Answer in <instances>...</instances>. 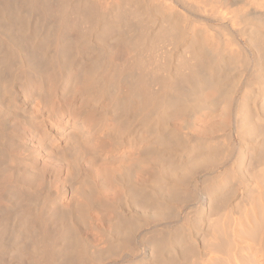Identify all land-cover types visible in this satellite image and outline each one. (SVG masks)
Wrapping results in <instances>:
<instances>
[{
    "label": "rangeland",
    "instance_id": "1",
    "mask_svg": "<svg viewBox=\"0 0 264 264\" xmlns=\"http://www.w3.org/2000/svg\"><path fill=\"white\" fill-rule=\"evenodd\" d=\"M7 1L10 7L15 6L11 7L13 11L8 7L9 15L3 16L0 10V29L3 24L8 28L6 30L3 25L0 30V259L21 264L13 248L17 244H26L33 250L29 259L36 263H78L75 256L81 244L86 248L88 259L85 257L87 263H84L80 258V264H168L166 258L172 253L178 255L195 240L204 255L186 260L181 253L177 264H264V258L260 259L262 256H255L260 251V254L264 253V242L250 233L252 231L240 230L242 227L238 223L244 217L243 211H230L232 203L237 206L240 200L233 199L228 210L211 215L206 211L199 212L201 197L198 195L200 192L206 195L214 178L222 179L225 185L232 182L237 185L245 180L233 167L243 143L241 137L247 134L244 128H248L245 126L247 120L240 115L239 105L251 87L260 89L264 86V0H253L252 10L246 6V2L252 0ZM43 2L52 8L49 18L44 14L46 9L41 10ZM2 3L0 0V9ZM35 4L38 6L33 8ZM88 8L94 14L93 19L81 15ZM76 9H80L79 12ZM60 15L64 24L59 20ZM65 18H69L68 21ZM20 19L23 24L18 23ZM13 20L19 21L14 24ZM20 25L24 30L22 26L19 28ZM104 25L111 27L105 38L99 34ZM35 29L37 37L41 35L39 38L33 34ZM20 54L25 57H19ZM80 60L84 61L83 67L78 63ZM192 72L196 74L185 80L184 76H190ZM256 75L262 76L263 80L250 84L249 80ZM136 79L144 80L151 93L159 98L155 107L148 103L146 109L141 106L140 92L136 89L135 92L129 85ZM85 82L90 91L85 89ZM173 85L182 89L179 94H175ZM73 89L76 92L83 89L82 94L76 97ZM83 96L100 101L101 113L92 109L81 121L78 110ZM263 103L259 100L257 106L263 114L259 126L264 133ZM105 108L106 119L102 121L105 126L94 135L101 141L98 143L99 158L95 160L82 152L83 146L92 145L89 138L81 139L79 142L82 143L76 147L70 140L99 123L98 117ZM24 110L26 116H23ZM151 118L153 123H150ZM155 122L162 137L151 133ZM118 138L125 140L121 147ZM198 145L201 152L198 154H216V159L212 165L200 166L193 176L187 177L185 185L189 196L178 212L156 216L157 207L165 202L156 189L164 190L160 193L171 191L177 176L185 172L182 168L178 175L165 174L166 178L162 180L160 170L165 167L170 170V159L186 161L190 148ZM126 169L133 174L126 175ZM249 171L251 180L246 183L249 188H254L259 182L264 197V165ZM223 190H227L226 187ZM32 212L45 222L35 223V229L47 231L49 228L47 232H53L58 238L56 245H44V249L41 246L44 243L32 242V236L24 233L23 214L35 215ZM62 213L67 223L58 220ZM200 214L204 215L199 217ZM188 220L190 226L183 227ZM63 225L76 229L77 241L71 245L62 234ZM15 229L21 231L17 238ZM168 232L173 236L180 235L183 240L171 247L161 246L160 251H166L160 254L154 244H161L160 240L167 237ZM65 244L73 249L66 248ZM72 251L75 252L73 255ZM51 252L52 259L49 257Z\"/></svg>",
    "mask_w": 264,
    "mask_h": 264
},
{
    "label": "bare ground",
    "instance_id": "2",
    "mask_svg": "<svg viewBox=\"0 0 264 264\" xmlns=\"http://www.w3.org/2000/svg\"><path fill=\"white\" fill-rule=\"evenodd\" d=\"M69 1V0H68ZM98 1V0H97ZM122 1V0H121ZM259 1V0H258ZM262 1V0H261ZM260 1V2H261ZM2 4H3V8H1L0 10H1V14L4 16L5 14H8L7 12L10 10V9H8V7H10L9 6V4H7L8 3V1L7 0H2ZM47 2V1H46ZM89 2V1H88ZM99 2V1H98ZM140 2V1H139ZM142 2V1H141ZM259 2V3H260ZM58 3H59V1H58ZM84 3H86L85 1H84ZM143 3H144V1H143ZM146 3V2H145ZM229 3V2H228ZM231 3V2H230ZM229 3V4H230ZM253 3H254V1L252 0V2H250V1H248V2H246V6L250 9L251 8V10H252V8H254V5H253ZM263 3V2H262ZM137 4V3H136ZM148 4V3H147ZM28 5H30V4H28ZM82 5H84V4H82ZM89 5V4H88ZM124 5V4H123ZM163 5V4H162ZM257 5H259V4H257ZM15 6V5H14ZM14 6H11V7H14ZM38 6V4L36 5H34L33 6V8H35V7H37ZM60 6V5H59ZM74 6V5H73ZM80 6V5H79ZM78 6V7H79ZM95 6V5H94ZM97 6V5H96ZM139 6V5H138ZM164 6V5H163ZM199 6V5H198ZM240 6V5H239ZM263 6V5H262ZM261 6V7H262ZM10 7V8H11ZM25 7V6H24ZM23 7V8H24ZM28 7V6H27ZM26 7V8H27ZM39 7H41V4H40V6ZM38 7V8H39ZM81 7V6H80ZM129 7V6H128ZM132 7V6H131ZM161 7V6H160ZM56 8V7H55ZM75 8V7H74ZM93 8V7H92ZM115 8V7H114ZM125 8V7H124ZM135 8V7H134ZM144 8H146V7H144ZM28 9V8H27ZM37 9V8H36ZM44 9H46V10H44ZM89 9V8H88ZM238 9V8H237ZM256 9H258V8H256ZM21 10V9H20ZM31 10V9H30ZM41 10H44L45 11V15H47V17L48 16H50L52 13H53V11H52V8L49 6V4H47V3H45V2H43V9H41ZM73 10V9H72ZM75 10V9H74ZM77 10V12H79L78 10H80V9H76ZM11 11H13L12 10V8H11ZM90 11V9L88 10V11H83V13L84 14H81L84 18H92L93 19V15H92V13L91 12H89ZM257 11V10H256ZM10 12V11H9ZM43 12V11H42ZM41 12V13H42ZM60 12H62V9L60 10ZM100 12V11H99ZM244 12V11H243ZM28 13V12H27ZM37 13V12H36ZM82 13V12H81ZM232 13V12H231ZM43 14V13H42ZM64 14V13H63ZM77 14V13H76ZM78 14H80V13H78ZM96 14V13H95ZM103 14V13H102ZM117 14V13H116ZM247 14H248V12H247ZM9 15V14H8ZM14 15H17L16 14V12H14ZM44 15V16H45ZM62 15V14H61ZM60 15V17H59V20L61 19V21L63 20L64 21V18H63V16H61ZM148 15V14H147ZM1 16V15H0ZM18 16H19V14H18ZM20 16H21V14H20ZM24 16H26V15H24ZM52 16V15H51ZM78 16V15H77ZM263 16V15H262ZM31 17V16H30ZM46 17V18H47ZM80 17V16H79ZM109 17V16H108ZM251 17V16H250ZM5 18V17H4ZM17 18V17H16ZM29 18V17H28ZM49 18V17H48ZM94 18H96V15L94 16ZM1 19H2V17H1ZM0 19V20H1ZM14 19V18H13ZM21 19H22V17H21ZM21 19H20V21L19 20H17V21H19L18 23L19 24H23V23H21L22 21H21ZM41 19V18H40ZM69 19V18H68ZM68 19L66 20V18H65V20L66 21H68ZM92 19H91V21H92ZM97 19V18H96ZM100 19V18H99ZM111 19V18H110ZM7 20H9V19H6V21ZM23 20H24V18H23ZM26 21H27V18L25 19ZM38 20V19H37ZM84 20V19H83ZM82 20V21H83ZM108 20V19H107ZM106 20V21H107ZM131 20V19H130ZM255 20V19H254ZM4 21V20H3ZM5 21V22H6ZM10 22H12V20H9ZM9 21H8V23H9ZM16 20H15V22H14V20H13V22H14V24H16V22H17ZM25 21V22H26ZM29 21V20H28ZM62 21V22H63ZM77 21V20H76ZM89 21V20H88ZM96 21H98V20H96ZM100 21H102V19H100ZM99 21V22H100ZM114 21V20H113ZM129 21V20H128ZM251 21H252V19H251ZM262 21V20H261ZM29 23V22H28ZM70 23V22H69ZM73 23V22H72ZM92 23H94L93 21H92ZM112 23V22H111ZM236 23V22H235ZM10 24V23H9ZM9 24H7L8 26H9ZM36 24H38V23H36ZM40 24V23H39ZM48 24V23H47ZM63 24H64V22H63ZM96 25H97V23H95ZM108 24H109V22H108ZM120 24V23H119ZM175 24V23H174ZM174 24H173V26H174ZM4 25V28H5V24H3ZM2 25V26H3ZM6 25V26H7ZM13 25V24H12ZM11 25V26H12ZM42 25V24H41ZM74 25V24H73ZM107 25V24H106ZM111 26H112V24H110ZM262 25H264V24H262ZM2 26H1V29H2ZM11 26H9V27H11ZM17 26V25H16ZM22 25H20L19 26V28L21 27ZM33 26H35L34 28H36V25H33ZM66 26V25H65ZM92 26V25H91ZM90 26V27H91ZM98 26H99V24H98ZM109 26V25H108ZM177 26V25H176ZM180 26V25H179ZM179 26L177 27L178 29H180L179 28ZM253 26V25H252ZM39 27V26H38ZM37 27V28H38ZM54 27V26H53ZM68 27H69V25H68ZM99 27H101V25L99 26ZM104 27H105V25H104ZM113 27V26H112ZM190 27V26H189ZM258 27V26H257ZM3 28V29H4ZM22 28H23V26H22ZM30 28H32V27H30ZM95 28V27H94ZM109 28H111V27H105V28H103L102 29V31H99V32H101V33H99V32H97V33H99L101 36H106L107 34H109V33H107L106 31L109 29ZM172 28H174V27H172ZM176 28V27H175ZM259 28V27H258ZM0 29V30H1ZM6 30H8V28H5ZM28 29V28H27ZM26 29V30H27ZM177 29V30H178ZM9 30H10V28H9ZM23 30H24V28H23ZM43 30V29H42ZM133 30V29H132ZM132 30H130V31H132ZM138 30V29H137ZM172 30H174V29H172ZM177 30H174V32H176ZM258 30V29H257ZM32 31V30H31ZM50 31V30H49ZM259 31V30H258ZM27 32V31H26ZM51 32V31H50ZM110 32V31H109ZM113 32V31H112ZM206 32V31H205ZM257 32V31H256ZM7 33V32H6ZM20 33V32H19ZM40 33V32H39ZM42 33V32H41ZM60 33V32H59ZM134 33V32H133ZM132 33V34H133ZM182 33V32H181ZM196 33V32H195ZM34 34V36H36L35 38H39L41 35H39V37H37V34H38V31L35 29V33H33ZM32 34V35H33ZM36 34V35H35ZM52 34H54V33H52ZM56 34V33H55ZM113 34H114V32H113ZM46 35H49V34H46ZM130 35V34H129ZM263 35V34H262ZM30 36V35H29ZM60 36V35H59ZM61 36H64V33L61 35ZM74 36V35H73ZM76 36V35H75ZM108 36V35H107ZM163 36V35H162ZM204 36H205V34H204ZM207 36V35H206ZM5 37V36H4ZM8 37V36H7ZM9 37H10V35H9ZM25 37V36H24ZM27 37V36H26ZM45 37H47L48 38V36H45ZM50 37H52L51 35H50ZM102 37V38H103ZM116 37V36H115ZM179 37V36H178ZM263 37V36H262ZM32 38V37H31ZM34 38V37H33ZM32 38V39H33ZM60 38V37H59ZM105 38V37H104ZM110 38H111V36H110ZM44 39V38H43ZM46 39V38H45ZM61 39V38H60ZM60 39H59V41H60ZM202 39V38H201ZM207 39V38H206ZM42 40V39H41ZM62 40V39H61ZM64 40V39H63ZM70 40V39H69ZM12 41L14 42L15 41V39L13 40L12 39ZM225 41V40H224ZM16 42V41H15ZM14 42V43H15ZM38 42V41H37ZM70 42V41H69ZM68 42V43H69ZM255 42V41H254ZM17 43V42H16ZM43 43H44V41H43ZM75 43H77V42H75ZM131 43V42H130ZM264 43V42H263ZM78 44V43H77ZM114 44V43H113ZM224 44V43H223ZM225 45V44H224ZM258 45H259V43H258ZM260 45H262V44H260ZM1 46V45H0ZM38 46H39V44H38ZM41 46H42V44H41ZM44 46V45H43ZM256 46V45H255ZM263 46V45H262ZM30 47V46H29ZM211 47V46H210ZM226 47V46H225ZM88 48V47H87ZM214 48H215V46H214ZM237 48V47H236ZM263 48V47H262ZM19 49V48H18ZM30 49H31V47H30ZM213 49V48H212ZM261 49V48H260ZM259 49V50H260ZM264 49V48H263ZM263 49H261L262 51H263ZM17 50V49H16ZM14 51V50H13ZM34 51H35V49H34ZM3 53V52H2ZM8 53H9V51H8ZM28 53V52H27ZM30 53H32V52H30ZM36 53V52H35ZM34 53V54H35ZM264 53V52H263ZM10 54V53H9ZM8 55V54H7ZM21 55V54H20ZM41 55H42V53H41ZM81 55V54H80ZM264 55V54H263ZM14 56V55H13ZM12 57V56H11ZM19 57H25V54H23V55H21V56H19ZM29 57V56H28ZM31 58V57H30ZM37 58V57H36ZM81 58V57H80ZM194 58V57H193ZM7 59V58H6ZM22 59H24V58H22ZM26 59V58H25ZM81 60H82V58H81ZM79 61L78 63H79V65L80 66H82L83 64H84V61ZM130 60V59H129ZM206 60V59H205ZM205 60H204V62L202 61V60H200L201 62H203V63H205ZM7 61V60H6ZM5 61V62H6ZM8 61H9V59H8ZM27 61V60H26ZM25 61V62H26ZM210 61V60H209ZM74 62H75V60H74ZM121 62V61H120ZM124 62V61H123ZM199 62V61H198ZM197 62V63H198ZM200 62V63H201ZM142 63V62H141ZM200 63H199V65H200ZM1 64V63H0ZM88 64H90V63H88ZM95 64V63H94ZM196 64V63H195ZM11 65V64H10ZM9 65V66H10ZM14 65V64H13ZM29 65H30V63H29ZM34 65V64H33ZM39 65V64H38ZM91 65V64H90ZM139 65V64H138ZM206 65V64H205ZM78 66V65H77ZM79 66V67H80ZM123 66V65H122ZM1 67V66H0ZM11 67V66H10ZM15 67V66H14ZM26 67V66H25ZM31 67V66H30ZM83 67V66H82ZM91 67V66H90ZM109 67V66H108ZM197 67V66H196ZM5 68V67H4ZM12 69V68H11ZM16 69V68H15ZM66 69V68H65ZM9 70V69H8ZM21 70V69H20ZM121 70V69H120ZM23 71V70H22ZM124 71V70H123ZM150 71V70H149ZM140 72V71H139ZM147 72V71H146ZM42 73V72H41ZM129 73V72H128ZM132 73V72H131ZM142 73V72H141ZM16 74V73H15ZM24 74V73H23ZM40 74V73H39ZM79 74V73H78ZM125 74V73H124ZM180 74V73H179ZM179 74H178V76H179ZM183 74V73H182ZM196 73L195 72H192L191 74H190V76H184V79L185 80H190L191 78H192V76H194ZM6 75V74H5ZM8 75H10V74H8ZM13 75V74H12ZM72 75V74H71ZM76 75V74H75ZM24 76V75H23ZM132 76H133V74H132ZM180 76H181V74H180ZM200 76V75H199ZM33 77V76H32ZM74 77V76H73ZM134 77V76H133ZM23 78V77H22ZM97 78H99V77H97ZM104 78V77H103ZM127 78V77H126ZM134 78H132V80H133ZM143 79V78H142ZM86 80V79H85ZM153 80V79H152ZM263 79H262V76H254L253 78H251L250 80H249V83L250 84H254V83H258V82H261ZM15 81V80H14ZM18 81V80H17ZM39 81V80H38ZM88 83H90L91 84V82H89V80L87 79L86 80ZM98 81V80H97ZM96 81V82H97ZM100 81V80H99ZM98 81V83H100ZM144 80H140V79H136V81H135V83L133 84V83H129V85H131V88L133 89L134 88V90L136 89L137 91H139L140 92V94H141V102H142V104H141V106L143 107V108H145V104H149V105H151V106H156L157 104H158V100H159V98L158 97H156V96H154L152 93H151V91H150V89L147 87V85L143 82ZM29 82V81H28ZM102 82V81H101ZM160 82V81H159ZM158 82V83H159ZM189 82V81H188ZM13 83V82H12ZM22 83V82H21ZM88 83H84L85 85H86V88L85 89H87L88 91H90L89 90V85H88ZM162 84V83H161ZM237 83H235L234 84V86L236 85ZM164 85V84H163ZM170 85V84H169ZM169 85H166V86H169ZM172 85V84H171ZM170 85V86H171ZM174 86V85H173ZM177 86H178V84H177ZM177 86H174V91H175V94H179L180 93V90H182V89H178L177 88ZM180 86V85H179ZM258 86V85H257ZM50 87V86H49ZM106 87V86H105ZM161 87V86H160ZM172 87V86H171ZM171 87H169V88H171ZM92 88V87H91ZM96 88V87H95ZM94 88V89H95ZM98 88V87H97ZM102 88V87H101ZM158 88V87H157ZM163 88V87H162ZM173 88V87H172ZM182 88V87H181ZM183 88H184V86H183ZM234 88V87H233ZM252 89L248 92H246L244 95H243V99H242V101H241V103H240V105H239V111H240V115L242 116V118L243 119H245V120H247V122H248V125H245V126H247L248 128H244V129H247L246 131V137H241L242 139H243V143L241 144V148H240V150H239V153H238V157H237V160L235 161V163H234V166L233 167H235L237 170H239V172H241V177H243L245 180H243V182L241 183V184H237V185H235V184H224L219 178H214L213 179V184H212V186H210V188H209V190L207 191V193H206V195H204V193L202 192H200V193H198V195L201 197V210L199 211L200 213H204L205 211L206 212H209V214H216V213H219V212H221L222 210H228V208H229V206L231 205V202H232V200L233 199H236V198H238L240 201H239V204L237 205V206H235L233 203H232V210H230V211H235V212H241V211H243L242 213H243V215H244V217L241 219V222H239L238 224V226H241L242 227V229H240V230H247V231H252V232H250V233H253L254 235H255V237L256 238H258V240H260V242H264V197H263V194H262V191H260L259 190V182H257V184H255V182H254V184H255V187L254 188H249V186H248V184L246 183V181L248 180V179H250L251 180V178H249L250 176H249V170H251V171H253L255 168H257V167H259V166H262V165H264V133H263V131H262V129L260 128V126H259V120L262 118V115H261V112H259V110H258V106H257V104H258V102H259V100H261V101H263L264 102V86H262L260 89H256V88H253V87H251ZM62 89V88H61ZM75 89V88H74ZM73 89V93H74V95L76 96V97H78V95L80 94H82L81 92H82V90L83 89H81L80 90V92H76L75 90ZM84 89V90H85ZM93 89V88H92ZM93 89V90H94ZM72 90V89H71ZM136 90H135V92H136ZM164 90V89H163ZM100 92V91H99ZM101 92H102V90H101ZM105 92V91H104ZM108 92V91H107ZM124 92V91H123ZM232 92V91H231ZM98 93V92H97ZM90 94H92L91 92H90ZM134 94V93H133ZM92 95H94V94H92ZM102 95V94H101ZM139 95V94H138ZM137 95V96H138ZM158 95H159V93H158ZM164 95V94H163ZM183 95V94H182ZM97 96V95H96ZM95 96V97H96ZM100 96V95H99ZM104 96V95H103ZM135 96V95H134ZM45 97V96H44ZM84 97V96H83ZM92 97V96H91ZM92 98H94V97H92ZM137 98V97H136ZM138 98H140V97H138ZM84 99V101L82 102V104L79 106V110H78V114H79V117H80V119H81V121L82 120H84V118H85V116L87 115V113L90 111V110H92V109H94V110H96V112H97V114H100L101 112H100V110H99V108H100V105H98V103L100 102H98L97 101V99H90L88 96L85 98H83ZM128 99V98H127ZM100 100V99H99ZM241 100V99H240ZM30 101V100H29ZM32 101V100H31ZM39 101V100H38ZM41 101V100H40ZM46 101V100H45ZM148 101V102H147ZM171 101V100H170ZM169 101V102H170ZM127 102V101H126ZM176 102V101H175ZM37 103V102H36ZM80 103V102H79ZM135 104V103H134ZM147 104V105H148ZM169 104H171V103H169ZM73 105V104H72ZM107 105V104H106ZM138 105V104H137ZM164 105V104H163ZM167 105V104H166ZM165 105V106H166ZM128 106V105H127ZM167 106H170V105H167ZM39 107V106H38ZM43 107V106H42ZM140 107V106H139ZM24 108V107H23ZM71 108V107H70ZM103 108V107H102ZM134 108V107H133ZM142 108V109H143ZM147 108H149V107H147ZM262 108L264 109V103L262 104ZM124 109V108H123ZM127 109V108H126ZM146 109V108H145ZM161 109V108H160ZM77 110V109H76ZM102 110V109H101ZM10 111V110H9ZM103 111V110H102ZM131 111V110H130ZM165 111V110H164ZM33 112V111H32ZM55 112V111H54ZM93 112V111H92ZM95 112V111H94ZM106 112H107V110H106V108L104 109V111H103V113L101 114V115H99V117H98V121H99V123L97 122V124H95L93 127H91L88 131H87V133H85V134H83V135H79V136H77V137H70L71 138V144H72V146H77V144H80V143H82V142H79L81 139H84L85 137L88 139L89 138V141H91L92 142V145L90 146V147H85V146H83L82 147V149H83V154H85V155H91L92 156V158L93 159H95V160H97L98 158H99V152H100V150H99V144L98 143H100L101 141H99V139H100V137L97 139V138H95L96 136H94L95 134L96 135H98L99 133H100V131H101V129H103L104 128V126L105 125H103V122L105 121V119H106ZM139 112V111H138ZM141 112V111H140ZM139 112V113H140ZM148 112V111H147ZM163 112V111H162ZM264 112V111H263ZM11 113V112H10ZM133 113H134V111H133ZM149 113V112H148ZM156 113V112H155ZM161 113V112H160ZM26 114H27V111L26 110H24V113H23V116H26ZM137 114V113H136ZM144 114V113H143ZM141 115V114H140ZM141 117V116H140ZM162 117V116H161ZM164 117V116H163ZM154 118V117H153ZM160 118V117H159ZM155 120V119H154ZM241 120V119H240ZM25 121V120H24ZM44 121V120H43ZM103 121V122H102ZM243 121V120H242ZM263 121V120H262ZM29 122V121H28ZM154 122V121H153ZM152 122V118L150 119V123H153ZM161 122V121H160ZM238 123H240V121H238ZM4 124V123H3ZM22 124V123H21ZM31 124V123H30ZM155 124L156 125H152V127H151V129L153 130L154 129V131H155V133H154V131L153 132H151V133H153V134H155L156 136H158V138L159 137H162V133H160L159 132V127H158V124H157V122H155ZM161 124V123H160ZM159 124V125H160ZM188 124V123H187ZM63 125V124H62ZM162 125V124H161ZM237 125V124H236ZM241 125H243V124H241ZM143 126V125H142ZM245 126H243V127H245ZM241 128H243L242 126H240ZM214 131V130H213ZM242 131H244V130H242ZM175 132V131H174ZM62 133V132H61ZM138 133V132H137ZM209 133V132H208ZM244 133H245V131H244ZM243 133V134H244ZM262 133H263V135H262ZM70 134V133H69ZM77 134V133H76ZM152 134V135H153ZM249 134V135H248ZM109 135V134H108ZM151 135V134H150ZM154 135V136H155ZM261 135L263 136V137H261ZM76 136V135H75ZM104 136H105V134H104ZM153 136V137H154ZM242 136H244V135H242ZM79 137V138H78ZM256 137H261V139L260 138H258V139H256ZM29 139V138H28ZM150 140H152V139H150ZM155 140H156V138H155ZM160 140V139H159ZM162 140V139H161ZM8 141V140H7ZM82 141V140H81ZM117 141H118V145L121 147L124 143H125V140L123 139V138H118L117 139ZM158 141V140H157ZM201 142V141H200ZM241 142V141H240ZM154 143H155V141H154ZM70 145V144H69ZM203 145V144H202ZM71 146V145H70ZM80 146V145H79ZM78 146V147H79ZM180 146V145H179ZM183 146V145H182ZM29 147V146H28ZM199 145L197 146V147H191L190 148V150L188 151V154H187V160L186 161H182V160H180V158H178L179 160H177V159H175V158H173V159H170L169 160V162H170V170L169 169H166V167H165V170H164V168L163 169H161L160 170V174H161V178H162V180H165V176L166 175H171V173H172V175H174L173 173H176V175H178L177 173L179 172V170H181L182 168L185 170V172L184 173H182V174H179L180 176L178 177L177 176V179L178 180H176V182L174 183V185L172 186V188H171V191H169V192H166V193H160V192H164V190L163 191H161V190H159L157 187V189H156V191H157V193L160 195L161 194V196H163V199L165 200V202H161L162 203V206L160 205H158L159 207H157V211H156V216H160V217H163L165 214H167V213H171V212H173V211H176V212H178L179 211V209L182 207V203H184L185 201H186V197L187 196H189V195H187L186 194V183H188V182H186V179H188L187 177L189 176V175H192L193 173H194V170H196V168H198V167H200V166H210V165H212L213 164V160H215L216 158V154H209V155H205V154H198L197 152H200L198 149H199ZM169 148V147H168ZM167 148V149H168ZM177 148H179V147H177ZM176 148V149H177ZM184 148V146L182 147V150H184L183 149ZM205 148V147H204ZM71 149V148H70ZM81 149V148H80ZM122 149V148H121ZM181 149V148H180ZM180 149H179V151H180ZM206 149V148H205ZM223 149V148H222ZM165 150V149H164ZM169 150H170V148H169ZM181 150V151H182ZM5 151V150H4ZM14 151V150H13ZM178 151V150H177ZM178 151V152H179ZM202 151V150H201ZM222 151V150H221ZM12 152V151H11ZM26 152V151H25ZM78 152V151H77ZM167 152V151H166ZM169 152H171V151H169ZM173 152V151H172ZM186 152H187V150H186ZM201 153V152H200ZM213 153V152H212ZM72 154V153H71ZM180 154H182V153H180ZM175 155V154H174ZM19 156V155H18ZM21 157V156H20ZM53 157V156H52ZM59 157V156H58ZM128 157V156H127ZM173 157V156H172ZM172 157H170V158H172ZM181 157V156H180ZM70 158V157H69ZM112 158V157H111ZM177 158V157H176ZM134 159V158H133ZM177 160V161H176ZM137 161V160H136ZM139 162V161H138ZM137 162V163H138ZM215 162V161H214ZM31 165V164H30ZM163 165V164H162ZM165 166V165H164ZM248 166V167H247ZM17 167V166H16ZM25 167V166H24ZM160 168V167H159ZM8 169H10V168H8ZM234 169V168H233ZM18 170H20V169H18ZM12 171H14V170H12ZM21 171V170H20ZM25 171V170H24ZM130 169H126L124 172H125V174L127 175V174H131L132 172L130 171ZM159 171V170H158ZM259 171V170H258ZM261 171V170H260ZM181 172H183V171H181ZM233 172V171H232ZM256 172V171H255ZM32 173V172H31ZM157 173V172H156ZM258 173V172H257ZM133 174V173H132ZM166 174V175H165ZM256 174V173H255ZM136 175V174H135ZM134 175V176H135ZM158 175V174H157ZM194 175V174H193ZM192 175V176H193ZM253 175V174H252ZM257 175H259V174H257ZM137 176V175H136ZM121 177H123L122 175H121ZM214 177V176H213ZM38 178V177H37ZM159 178V177H158ZM160 178V179H161ZM176 178V177H175ZM258 178V177H257ZM28 179V178H27ZM157 179V178H156ZM159 179V180H160ZM232 179V178H231ZM167 180V179H166ZM174 180V179H173ZM249 180V181H250ZM31 181V180H30ZM93 182V181H92ZM186 182V183H185ZM241 182V181H240ZM160 183H162V182H160ZM235 183H238V182H235ZM251 183V182H250ZM13 184V183H12ZM147 184V183H146ZM158 184V183H157ZM36 186V185H35ZM156 186V185H155ZM226 187V189L227 190H223V188H225ZM2 188V187H1ZM5 191V190H4ZM160 191V192H159ZM167 191V190H166ZM46 194V193H45ZM153 195V194H152ZM157 196V195H156ZM147 198V197H146ZM150 199V198H149ZM152 199H154V198H152ZM7 202H9V201H7ZM56 202V201H55ZM146 202V201H145ZM111 203H113V202H111ZM164 204V205H163ZM24 207V206H23ZM97 207V206H96ZM95 208V207H94ZM37 209V208H36ZM30 210V209H29ZM32 210V209H31ZM63 210V209H62ZM5 211V210H4ZM24 211V210H23ZM3 212V211H2ZM1 212V213H2ZM9 212V211H8ZM31 212V211H30ZM37 212H39V211H37ZM123 212V211H122ZM229 212V211H228ZM32 213H35V215H30V213H26V214H23V217H22V223H21V225L23 226L22 228H23V231H24V233L26 234V235H28V236H32L31 238L33 239V241L32 242H34L35 240V243H44L43 245L41 244V246H43L44 247V249H45V246L44 245H46V246H53L55 243H57L56 241H58L57 239V237H55L54 236V234H53V232H47L48 230H49V228H48V230L46 231V229L44 230V228H42V229H40V230H38V229H35V223H37V222H41V223H45L44 222V220H43V218L41 219V217L36 213V212H32ZM174 213V212H173ZM181 213V212H180ZM198 213V212H197ZM190 214V213H189ZM222 214V213H221ZM235 214V213H234ZM237 214V213H236ZM53 215V214H52ZM201 215L203 216L204 214H200V216L199 217H201ZM208 215V214H207ZM230 214H228V216H229ZM60 218H59V217ZM57 217H58V220L59 221H62V219H63V217H64V213H62V214H59ZM66 216V215H65ZM153 216V215H152ZM156 216H154V217H156ZM166 216V215H165ZM179 217V216H178ZM186 217V216H185ZM189 217V216H188ZM233 217V216H232ZM66 218V217H65ZM117 218H118V216H117ZM222 218V217H221ZM226 218H227V216H226ZM10 219V218H9ZM8 219V220H9ZM57 219V218H56ZM152 219H153V217H152ZM223 219V218H222ZM232 219H234V218H232ZM64 220V219H63ZM182 220V219H181ZM205 220V219H204ZM234 220H236V219H234ZM1 221V220H0ZM19 221V220H18ZM48 221V220H47ZM58 221V222H59ZM68 221V220H67ZM67 221H63L64 223L66 222L67 223ZM161 221V220H160ZM225 221V220H224ZM239 221H240V218H239ZM9 222V221H8ZM50 222V221H49ZM62 222V223H63ZM71 222V221H70ZM111 222H113V221H111ZM220 222V221H219ZM116 223H118V222H116ZM227 224H229V220H228V218H227V222H226ZM240 223H242L243 225H241ZM12 224V223H11ZM38 224V223H37ZM72 224V223H71ZM181 224V223H180ZM189 224V225H188ZM190 224H191V222H190V220H188V221H186V222H184L183 224H182V226L183 227H189L190 226ZM236 224V223H235ZM46 225V224H45ZM56 225V224H55ZM65 225H67V224H65ZM65 225H63V228H62V234H63V236L66 238V239H68L69 240V243H70V245L71 244H73V241L75 242V241H77V235H76V229H74V227H70V226H65ZM1 226V225H0ZM181 226V227H182ZM193 226V225H192ZM223 226V225H222ZM237 226V225H236ZM43 227V226H42ZM8 228V227H7ZM10 228V227H9ZM16 228V227H15ZM105 228V227H104ZM234 230H236V228L237 227H235L234 226ZM3 229V228H2ZM180 229V228H179ZM189 229V228H188ZM16 230V229H15ZM15 230H14V232H15ZM52 230V229H51ZM17 231V233H15V235H16V238H17V236L20 234L21 235V231H20V229L19 230H16ZM171 231V230H170ZM190 231V230H189ZM246 231V232H247ZM183 232V231H182ZM181 232V233H182ZM193 232V231H192ZM225 232V231H224ZM229 232V231H228ZM232 232H233V229H232ZM241 231H239V233H240ZM244 232V231H243ZM242 232V233H243ZM166 233V232H165ZM164 233V234H165ZM185 233V232H184ZM191 233V232H190ZM236 233H237V230H236ZM168 234H169V232H168ZM183 234V233H182ZM238 234V233H237ZM237 234H236V236H237ZM241 234V233H240ZM239 234V235H240ZM14 235V236H15ZM167 235V234H166ZM166 235H164V237L166 236ZM177 236H173V233H172V235L171 234H169L167 237H165V238H163V240H160L161 241V244L159 243H156V244H154V246H155V248H159V253L160 254H162V253H164L163 251H160V250H162V247L161 246H170L171 247V245H176V244H178V242H180L181 240H183V237H181L180 235H178V234H176ZM235 235V234H234ZM24 236V235H23ZM185 236V235H184ZM62 237V236H61ZM60 237V238H61ZM150 237V236H149ZM225 237V236H224ZM239 237V236H238ZM242 237V236H241ZM25 238V237H24ZM30 238V239H31ZM189 238V237H188ZM190 238H192V237H190ZM226 238V237H225ZM31 239V240H32ZM79 239V238H78ZM158 239V238H157ZM160 239V238H159ZM194 239V238H193ZM196 239V238H195ZM23 240V239H22ZM153 240V239H152ZM197 240V239H196ZM67 241V240H66ZM155 241V240H154ZM187 242L189 241L188 239L186 240ZM235 241H237V240H235ZM251 241V240H250ZM30 242V241H29ZM63 242V241H62ZM201 242V241H200ZM77 243V242H76ZM83 243V242H82ZM186 243V242H185ZM189 243H190V241H189ZM2 244V243H1ZM123 244H125V243H123ZM180 244V243H179ZM183 244V243H182ZM197 244H199V243H197ZM201 244V243H200ZM239 244H240V242H239ZM13 245V244H12ZM38 245V244H37ZM56 245V244H55ZM80 245V247H79V250L78 251H76L77 253H76V256H75V259H77L78 261H80V262H78V263H74V262H71L70 261V263H69V261H68V259H67V261H68V263L67 264H80L81 263V260L83 259V261L85 260L84 258L86 257V253H87V251H86V248L85 247H83V246H81V244H79ZM78 245V246H79ZM185 245V244H184ZM186 245H188V244H186ZM230 246H229V248H231V244H229ZM236 245V244H235ZM241 245V244H240ZM239 245V246H240ZM50 246V247H51ZM67 245L65 244V247H66ZM196 246V242H195V240H192V243H191V245H189L188 247H184V249H182V256L184 257V259H186V260H189L191 257L193 258V256H198V257H202V255H204V253H203V251L201 250V249H198L197 248V246ZM199 246H201V245H199ZM234 246V245H233ZM6 246H4V248H5ZM13 247V246H12ZM40 246H38V248H39ZM43 247H42V249H43ZM67 247H69L70 248V246H67ZM66 247V248H67ZM181 247H182V245H181ZM3 248V249H4ZM9 248V247H8ZM35 248H37V247H35ZM57 248V247H56ZM66 248H64L65 250H66ZM91 248V247H90ZM155 248H154V250L153 251H155ZM157 248V249H158ZM236 248V247H235ZM14 249V252H15V254H17L18 256H19V258H20V261L19 262H21V264H28V262H29V264H30V261H31V263L32 264H39V263H36V261H34L33 259H29V257L31 256L30 255V251H33V250H31L30 248H29V246L28 245H26V244H21V245H16V247L15 248H13ZM33 249V248H32ZM41 249V248H40ZM49 249V248H48ZM63 249V250H64ZM70 249H73V246L70 248ZM69 249V250H70ZM202 249H204V248H202ZM8 250V249H7ZM10 250V249H9ZM12 250V249H11ZM36 251H37V249H35ZM53 250H54V248H53ZM64 250V251H65ZM77 250V249H76ZM13 251V250H12ZM49 251V250H48ZM61 251V250H60ZM75 251V250H74ZM74 251H72V255H73V252ZM156 251H158V250H156ZM176 251H179V250H176ZM205 251V250H204ZM240 251V250H239ZM13 252V253H14ZM38 252V251H37ZM39 252H41L40 250H39ZM69 251H67V253H68ZM162 252V253H161ZM206 252V251H205ZM241 252V251H240ZM261 252V251H260ZM260 252H259V254H255V256L256 257H261L260 259H263L264 258V253H261L260 254ZM9 253H12V252H9ZM60 253V252H59ZM75 253V252H74ZM158 253V254H159ZM181 253H179L178 255H176V253H172L168 258H166V260L165 261H168V264H177V260H178V258H179V256L181 255ZM237 253V252H236ZM6 254V253H5ZM40 254V253H39ZM46 254V253H45ZM168 254V253H167ZM211 254V253H210ZM222 254V253H221ZM30 255V256H29ZM61 255V254H60ZM90 255V254H89ZM169 255V254H168ZM206 255H208V254H206ZM48 256V255H47ZM54 255H53V253L51 252L50 254H49V257L52 259V257H53ZM213 256V255H212ZM1 257V256H0ZM32 257H34V256H32ZM69 257V256H68ZM90 257H91V255H90ZM4 258V257H3ZM29 259L28 261H27V263H26V259ZM31 258V257H30ZM35 258V257H34ZM65 258V257H64ZM80 258H81V260H80ZM204 258V257H203ZM86 259H88L87 257H86ZM73 260V259H72ZM89 260H91L92 261V259H89ZM94 260V259H93ZM180 260V259H179ZM32 261H34V263L32 262ZM86 261V260H85ZM84 261V263H87V262H85ZM235 261V260H234ZM38 262V261H37ZM94 262V261H93ZM232 262V261H231ZM263 262V261H262ZM83 263V262H82ZM0 264H11L10 262H8V261H5V260H1L0 259ZM20 264V263H19ZM89 264V263H88ZM152 264V263H151ZM184 264V263H183ZM202 264V263H201Z\"/></svg>",
    "mask_w": 264,
    "mask_h": 264
}]
</instances>
